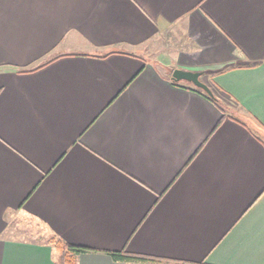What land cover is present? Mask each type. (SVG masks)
<instances>
[{
  "label": "crops",
  "instance_id": "1",
  "mask_svg": "<svg viewBox=\"0 0 264 264\" xmlns=\"http://www.w3.org/2000/svg\"><path fill=\"white\" fill-rule=\"evenodd\" d=\"M21 218L77 264H264V0H0V264H58Z\"/></svg>",
  "mask_w": 264,
  "mask_h": 264
},
{
  "label": "rangeland",
  "instance_id": "2",
  "mask_svg": "<svg viewBox=\"0 0 264 264\" xmlns=\"http://www.w3.org/2000/svg\"><path fill=\"white\" fill-rule=\"evenodd\" d=\"M183 33L176 27H172L169 32L163 35L162 38L145 46V51L148 55L152 56L159 52H171L174 49H181L183 44ZM216 97V96H215ZM19 229L16 234L22 235L21 238L33 240L42 239L47 240L52 236L46 231V228L32 219L15 220L13 222ZM23 229V230H22ZM42 232V234L40 233ZM47 233V234H46ZM49 234V235H48ZM51 236V237H50Z\"/></svg>",
  "mask_w": 264,
  "mask_h": 264
},
{
  "label": "trees",
  "instance_id": "3",
  "mask_svg": "<svg viewBox=\"0 0 264 264\" xmlns=\"http://www.w3.org/2000/svg\"><path fill=\"white\" fill-rule=\"evenodd\" d=\"M176 84H180L176 82ZM191 88L207 98L213 100L206 92L202 89L197 88L196 86L191 84ZM48 243L51 244L57 253L59 254L58 264H77V255L90 251L88 248L82 246H76L62 241L57 237H51L48 239ZM112 258L116 261H128V262H157L155 259L143 257V256H135L131 254H127L125 252H110L109 253Z\"/></svg>",
  "mask_w": 264,
  "mask_h": 264
},
{
  "label": "water",
  "instance_id": "4",
  "mask_svg": "<svg viewBox=\"0 0 264 264\" xmlns=\"http://www.w3.org/2000/svg\"><path fill=\"white\" fill-rule=\"evenodd\" d=\"M203 72H194L183 69H175L172 73V79L175 82H188L206 92L212 99L215 95L212 89L202 80Z\"/></svg>",
  "mask_w": 264,
  "mask_h": 264
}]
</instances>
